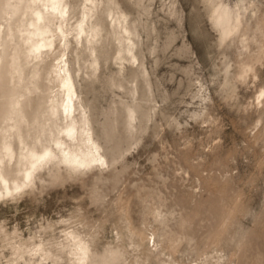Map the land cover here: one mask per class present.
Here are the masks:
<instances>
[{
  "label": "rangeland",
  "instance_id": "374dc122",
  "mask_svg": "<svg viewBox=\"0 0 264 264\" xmlns=\"http://www.w3.org/2000/svg\"><path fill=\"white\" fill-rule=\"evenodd\" d=\"M60 1L0 0V264H264V0Z\"/></svg>",
  "mask_w": 264,
  "mask_h": 264
},
{
  "label": "bare ground",
  "instance_id": "6f19581e",
  "mask_svg": "<svg viewBox=\"0 0 264 264\" xmlns=\"http://www.w3.org/2000/svg\"><path fill=\"white\" fill-rule=\"evenodd\" d=\"M46 2V1H45ZM10 5L11 4H9V8H10ZM44 5H46L47 7H46V12H47V15L46 16H49L50 17V19H53V20H55V19H62V20H64L65 21V23H66V17H67V13H66V9H65V7L61 4V1L60 0H50V2L48 3V4H44ZM41 7V6H40ZM67 7V6H66ZM8 8V7H7ZM38 10V9H37ZM45 10V9H44ZM36 13V18H35V20H33L35 23H33V25H34V27H35V30H34V32H33V34L38 38L37 39V41L35 42V43H33V46H32V48H34V50H35V53H36V51L37 52H42V51H44L46 48H47V46L49 45V44H52L51 43V40L50 39H48V41H46L45 43H43V44H40V41L39 40H41V42L43 41V40H45L46 39V37L45 36H43L44 35V29L42 30V28L41 27H39L38 26V24L43 20V18H44V13H43V11L41 12V11H36L35 12ZM10 15H11V12L9 11V10H6V16L4 17L5 19H6V21H8L9 20V17H10ZM45 19H46V17H45ZM44 19V20H45ZM68 20V19H67ZM59 23V22H58ZM32 26V25H31ZM40 26H41V24H40ZM61 27V26H60ZM81 29V28H80ZM4 32V29H0V34H2ZM85 32V31H84ZM65 33V32H64ZM29 34V33H28ZM49 34V33H48ZM30 35H31V33H30ZM52 35V34H51ZM64 36H66V35H64ZM50 38V37H49ZM28 39V38H27ZM31 40V39H30ZM31 45H32V43H31ZM51 46V45H50ZM31 47V46H30ZM30 50H32V49H30ZM31 53H34V52H31ZM41 54V53H40ZM38 55V54H37ZM41 57V56H40ZM59 66V65H58ZM61 67V66H60ZM66 67V66H65ZM60 69H63V68H60ZM65 69V68H64ZM63 69V70H64ZM60 73V72H59ZM62 75V74H61ZM69 75V74H68ZM58 76V75H57ZM70 77H71V75H70ZM70 77H68L67 76V74H63V76H62V88H63V96H64V98H63V101H61V104H62V107H63V113H65V115L67 116V117H72V118H75L76 117V111H77V108H76V100H77V98H79L78 97V94H77V90H76V88H75V85H74V83H73V81H72V79L70 78ZM61 84V83H60ZM261 96H263V95H261ZM260 96V97H261ZM259 97V98H260ZM63 102V103H62ZM64 116V115H63ZM73 120V119H72ZM74 121V120H73ZM70 123V122H69ZM73 124H74V122H73ZM73 124H71V125H73ZM70 126V125H69ZM75 126V125H74ZM71 127V126H70ZM66 130V129H65ZM65 132V131H64ZM66 133V132H65ZM79 133V132H78ZM82 133V132H81ZM80 133V134H81ZM85 134V133H84ZM83 134V135H84ZM82 135V136H83ZM67 136H69V138L70 139H72V140H78V137H80V136H78L77 134H76V130H75V128L73 127V128H71L70 130H67ZM91 137V136H90ZM89 137V138H90ZM80 138H82V137H80ZM91 139V138H90ZM57 140H59V139H57ZM57 140H56V144H57ZM80 140V139H79ZM84 141L86 140V138L85 139H83ZM63 141V140H62ZM81 141V140H80ZM83 141V142H84ZM88 141V140H87ZM87 141L85 142V143H87ZM60 143V142H59ZM63 143V142H62ZM79 143H81V142H79ZM58 145V144H57ZM73 145V144H72ZM63 146H64V144L61 146L60 145V147H61V150L63 151V154L65 155L64 157H65V159L66 160H68L69 162H73V163H76V164H78V165H80V166H83V167H89V166H93V165H96V166H99V165H102V164H104L103 163V157H101V156H99V155H96V154H94L93 152H92V150L90 151V153L88 154V156L87 157H81V156H79V154L78 155H74V156H72L71 155V153L68 151V148H65V149H63ZM69 146V145H68ZM87 146V145H86ZM91 146V145H90ZM89 146V147H90ZM70 147V146H69ZM73 147V146H72ZM94 147V146H93ZM95 148V147H94ZM97 148V147H96ZM70 149V148H69ZM48 150H50V149H48ZM85 150V149H84ZM95 150V149H94ZM97 150V149H96ZM31 151V150H30ZM33 151V150H32ZM86 151V150H85ZM85 151H83V152H85ZM61 152V151H60ZM99 152V151H98ZM30 153V152H29ZM73 153V152H72ZM96 153V152H95ZM75 154V153H74ZM83 154V153H82ZM86 154H87V152H86ZM81 155V154H80ZM84 156H85V153H84ZM33 157L35 158V161L33 162V164L35 165V164H39L40 163V165L39 166H41L42 164H48V163H50V162H52L53 160H55V158H56V154H55V152H53V151H47L46 153H42V154H37V153H33ZM67 161V162H68ZM32 162V161H31ZM32 167V166H31ZM33 168V167H32ZM39 168V167H38ZM34 170V169H33ZM32 172H31V169H30V171L29 172H27V174L25 175V177H26V179L28 180V181H31V176H32ZM24 183H25V181H24ZM24 185H26V184H24ZM18 186V185H17ZM17 188H20V186H18ZM7 190V193L8 194H10L11 193V189L10 188H7L6 189ZM1 194V193H0ZM75 245V244H74ZM75 247V246H74ZM88 246H87V244L86 243H83V242H78L77 243V247H76V249H77V251L78 252H76V254L78 255V262H79V264H85L86 263V260H87V250H88ZM73 252V251H72ZM75 255V254H74ZM76 255V256H77Z\"/></svg>",
  "mask_w": 264,
  "mask_h": 264
}]
</instances>
